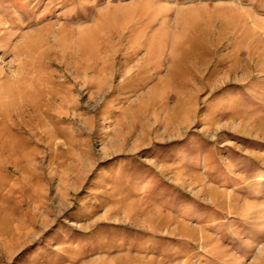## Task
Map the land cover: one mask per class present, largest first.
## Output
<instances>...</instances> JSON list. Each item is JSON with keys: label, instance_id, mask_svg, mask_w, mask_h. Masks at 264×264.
Here are the masks:
<instances>
[{"label": "rangeland", "instance_id": "1", "mask_svg": "<svg viewBox=\"0 0 264 264\" xmlns=\"http://www.w3.org/2000/svg\"><path fill=\"white\" fill-rule=\"evenodd\" d=\"M0 264H264V0H0Z\"/></svg>", "mask_w": 264, "mask_h": 264}, {"label": "bare ground", "instance_id": "2", "mask_svg": "<svg viewBox=\"0 0 264 264\" xmlns=\"http://www.w3.org/2000/svg\"><path fill=\"white\" fill-rule=\"evenodd\" d=\"M159 0H147V5L149 6H153L158 3ZM146 5V4H145ZM144 13L142 10L136 9V11H134V13L132 12H128L127 14L123 15V14H118L119 16H122L121 22L117 25H113L114 27L111 26H107L106 30H104L105 32L108 31V33L111 34H116L117 38L119 37L120 39V34H123V32L125 30H127L128 28H132V30H138V32H143V30L145 31V28L147 27V25L150 23V21L152 20V17L148 19V17H146V19H142V16ZM111 14V13H110ZM114 14V13H113ZM103 16V15H102ZM104 17V16H103ZM104 19V18H103ZM147 21L145 24H139L140 21ZM112 22V21H111ZM112 24V23H111ZM100 26V25H99ZM149 26V25H148ZM99 30V29H98ZM132 32V31H131ZM140 33V34H141ZM107 34V33H106ZM143 35V34H142ZM107 36V35H105ZM142 41V40H141ZM152 48V47H151Z\"/></svg>", "mask_w": 264, "mask_h": 264}]
</instances>
